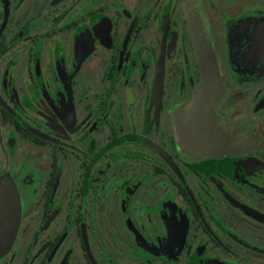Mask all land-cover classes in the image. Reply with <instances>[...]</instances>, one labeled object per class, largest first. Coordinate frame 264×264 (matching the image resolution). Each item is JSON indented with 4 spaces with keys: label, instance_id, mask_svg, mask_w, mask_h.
<instances>
[{
    "label": "flooded vegetation",
    "instance_id": "flooded-vegetation-1",
    "mask_svg": "<svg viewBox=\"0 0 264 264\" xmlns=\"http://www.w3.org/2000/svg\"><path fill=\"white\" fill-rule=\"evenodd\" d=\"M194 19L232 154L178 144ZM0 187V264H264V0H0Z\"/></svg>",
    "mask_w": 264,
    "mask_h": 264
},
{
    "label": "water",
    "instance_id": "water-1",
    "mask_svg": "<svg viewBox=\"0 0 264 264\" xmlns=\"http://www.w3.org/2000/svg\"><path fill=\"white\" fill-rule=\"evenodd\" d=\"M192 24L194 44L200 64L202 83L194 99L174 113L179 146L196 156L228 155L242 147L239 140L226 131L216 112L226 98V86L211 42L197 23ZM21 207L14 191L0 187V254L8 252L19 232Z\"/></svg>",
    "mask_w": 264,
    "mask_h": 264
}]
</instances>
